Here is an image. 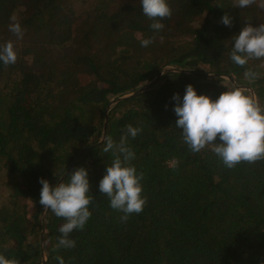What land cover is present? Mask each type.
<instances>
[{"label":"trees","instance_id":"obj_1","mask_svg":"<svg viewBox=\"0 0 264 264\" xmlns=\"http://www.w3.org/2000/svg\"><path fill=\"white\" fill-rule=\"evenodd\" d=\"M81 1L94 13L78 15L73 0H0V45L12 41L18 53L15 64L0 61V254L18 264H58L57 256L65 264H264V160L228 169L210 148L193 153L172 99L179 93L182 102L188 84L216 99L231 89L223 78L231 75L264 105V59L241 67L229 58L232 37L264 23V0L244 8L237 0H168L172 15L158 32L141 0ZM225 13L231 27L221 23ZM14 22L22 39L9 31ZM166 66L196 73L167 70L107 113ZM248 68L260 78L247 80ZM106 116L117 143L126 125L143 129L128 146L147 203L126 222L99 191L114 159L102 151ZM88 147L69 174L88 171L92 215L71 233L75 248L57 249L66 221L50 209L41 221L39 180L59 183Z\"/></svg>","mask_w":264,"mask_h":264},{"label":"clouds","instance_id":"obj_2","mask_svg":"<svg viewBox=\"0 0 264 264\" xmlns=\"http://www.w3.org/2000/svg\"><path fill=\"white\" fill-rule=\"evenodd\" d=\"M256 0H237L235 6L251 7ZM142 11L153 22L151 29L161 31L164 28L162 20L170 18L172 9L168 0H141ZM264 8V4L261 5ZM15 21V17L12 18ZM225 26H232V17L225 13L221 18ZM9 31L17 39H22L24 30L20 23L9 25ZM154 37L141 40V47H147L154 42ZM230 60L241 67L250 60L264 59V23L253 27L251 23L244 26L238 35L232 37ZM18 53L12 41L0 45V61L5 66L15 64ZM261 73L248 68L244 77L253 82L259 79ZM176 101L174 113L178 117L175 126L181 130L183 142L193 153H199L205 148L210 150L222 161L228 169L246 162L249 164L264 160V105L256 100L246 90L234 87L224 91L218 98L197 94L192 84L186 86L182 102L179 93L173 95ZM142 128L125 126V132L117 143L111 136L103 137V153L111 152L114 159L107 165L106 173L99 181L100 193L110 200V207L122 212V222H126L133 213L143 211L147 197L143 196V172L137 173L131 163L135 153L128 146V137L133 139L142 132ZM219 138L220 143H217ZM70 175L67 183L61 177L60 182L51 184L40 178V204L44 209H50L57 217L66 222L59 228L61 236L56 248L72 249L76 240L70 238L74 230H83L92 212L89 205L94 199L91 192L88 171L78 167ZM58 264H65L62 256H57ZM0 264H18L15 259H7L0 254Z\"/></svg>","mask_w":264,"mask_h":264},{"label":"water","instance_id":"obj_3","mask_svg":"<svg viewBox=\"0 0 264 264\" xmlns=\"http://www.w3.org/2000/svg\"><path fill=\"white\" fill-rule=\"evenodd\" d=\"M167 70H173V71H180V72H188V73H192L194 71H189V70H185V69H180V68H176V67H172V66H166L153 80L149 81L148 83H146L145 85H143L142 87H140L139 89H137L136 91L134 92H131V93H128L126 95H123V96H120L119 98L117 99H114L108 106H107V113L110 111V109L120 100L122 99H125V98H128V97H131V96H135V95H138L144 91H146L151 85H153V83L155 81H157L163 74L165 71ZM196 73V72H194ZM213 75V74H211ZM216 75V74H215ZM217 76V75H216ZM223 78H227V79H230L232 82H234L239 88H242V89H246L250 95H252L256 100H257V95L255 93V91L251 88V87H248V86H244V85H241V84H238L235 79L231 76V75H224ZM107 122H108V116H106L105 118V127H104V133H103V137H106L107 136ZM103 140V139H102ZM90 147L88 148H85V149H82L78 155L75 157V159L72 161V163L70 164V166L68 167V169L66 170V172L62 175V178H63V181L64 179L67 177V175L72 171L75 163L77 162V159L78 157L84 153V152H87L89 151ZM60 182V181H59ZM46 212V209L43 210L42 214H41V221L43 220V217H44V214ZM41 248L42 250H44V231H42V235H41Z\"/></svg>","mask_w":264,"mask_h":264},{"label":"rangeland","instance_id":"obj_4","mask_svg":"<svg viewBox=\"0 0 264 264\" xmlns=\"http://www.w3.org/2000/svg\"><path fill=\"white\" fill-rule=\"evenodd\" d=\"M73 3H74V6H75V9L77 11V14L78 15H82V14H92L94 13V10L91 9L90 7V3H87V2H83L81 0H73ZM201 21V20H200ZM249 21H252L253 23V19H250ZM143 33L141 31L138 32V36L142 35ZM93 50V49H92ZM94 51V50H93ZM226 80V83L227 85H229V88H234V87H238L234 82H232L230 79H227V78H224ZM242 89V88H241ZM246 90V89H244ZM247 92V90H246ZM248 94H250L248 92ZM258 100V99H257ZM3 189V188H2ZM4 190V189H3ZM4 199V193H0V202L3 201ZM34 206L33 204H30L29 205V212L32 213L34 211Z\"/></svg>","mask_w":264,"mask_h":264}]
</instances>
